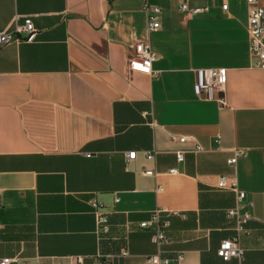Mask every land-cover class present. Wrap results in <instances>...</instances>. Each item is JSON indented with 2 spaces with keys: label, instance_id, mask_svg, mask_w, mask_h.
<instances>
[{
  "label": "crops",
  "instance_id": "0c3cea01",
  "mask_svg": "<svg viewBox=\"0 0 264 264\" xmlns=\"http://www.w3.org/2000/svg\"><path fill=\"white\" fill-rule=\"evenodd\" d=\"M225 1L226 13L221 0H0V32L26 18L35 28L33 41L0 47V259L264 264V70L253 68L245 2ZM145 4L160 9L151 33ZM138 42L157 55L153 77L128 69ZM217 69L223 91L196 97L195 72ZM220 177L253 204L240 259L216 255L236 236L226 212L237 194ZM156 210L168 223L160 249L139 227Z\"/></svg>",
  "mask_w": 264,
  "mask_h": 264
},
{
  "label": "built area",
  "instance_id": "2783aa9c",
  "mask_svg": "<svg viewBox=\"0 0 264 264\" xmlns=\"http://www.w3.org/2000/svg\"><path fill=\"white\" fill-rule=\"evenodd\" d=\"M214 1V0H211ZM221 11L226 13L228 6L225 0H221ZM247 6V25L246 31L248 35V46L250 57L253 62V68L264 70V0H243ZM178 10L181 13L198 14L208 12L207 7H189L185 3H180ZM144 11L148 14L147 33L154 32L159 29L158 14L160 9L156 6L145 4ZM23 35V38L20 36ZM35 37V28L29 18L23 20L21 25L13 24V29H6L0 32V47L9 45L13 42H31ZM157 60V55L153 53L146 42H138L133 56L128 60V69L130 72H138L154 76L151 65ZM225 85V71L217 70H197L195 72V81L193 84V94L201 99L214 100L217 95L223 91ZM185 139H178V142L183 143ZM243 151L236 150L233 157L229 159L228 165L234 167L237 159L242 156ZM148 159L153 157V153H146ZM127 160L135 158V153H128ZM176 161L181 163L183 161V153H176ZM170 174H175V170H171ZM146 175H151V172H145ZM218 189H231L237 194V206L226 212V217L234 221L236 236L230 240L220 243L216 255L223 261L230 259H240L243 256V250L239 246V236L243 233L245 225L252 219L251 210L253 204L246 201L244 192L236 189L235 184H227V177H220L217 185ZM159 191V189H157ZM94 209L95 233L98 236L108 233V219L106 213L100 209L97 202L92 201ZM162 211L156 210L151 215L147 222L139 225L141 229L151 228L153 233L151 236V243L160 249L167 242L165 229L167 227L166 221L160 220ZM127 252H122L117 259H97L92 264H121L120 260L127 257ZM183 259L182 254L175 257V261L180 263ZM147 264H170V260L162 258L159 254L150 256L146 259ZM13 259H0V264H11ZM75 264H80V260L76 259Z\"/></svg>",
  "mask_w": 264,
  "mask_h": 264
}]
</instances>
